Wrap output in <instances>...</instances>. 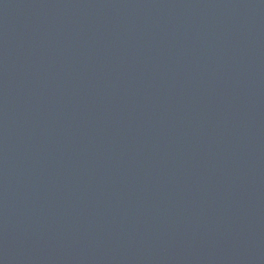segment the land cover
<instances>
[{"label":"water","instance_id":"95a60500","mask_svg":"<svg viewBox=\"0 0 264 264\" xmlns=\"http://www.w3.org/2000/svg\"><path fill=\"white\" fill-rule=\"evenodd\" d=\"M0 264H264V0H0Z\"/></svg>","mask_w":264,"mask_h":264}]
</instances>
